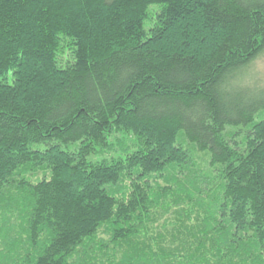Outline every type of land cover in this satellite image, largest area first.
I'll return each instance as SVG.
<instances>
[{
	"label": "trees",
	"instance_id": "obj_1",
	"mask_svg": "<svg viewBox=\"0 0 264 264\" xmlns=\"http://www.w3.org/2000/svg\"><path fill=\"white\" fill-rule=\"evenodd\" d=\"M262 57L264 0H0V264H264Z\"/></svg>",
	"mask_w": 264,
	"mask_h": 264
},
{
	"label": "rangeland",
	"instance_id": "obj_2",
	"mask_svg": "<svg viewBox=\"0 0 264 264\" xmlns=\"http://www.w3.org/2000/svg\"><path fill=\"white\" fill-rule=\"evenodd\" d=\"M247 77L251 79V87L255 85L256 87H262L264 89V57L251 67L250 74Z\"/></svg>",
	"mask_w": 264,
	"mask_h": 264
}]
</instances>
